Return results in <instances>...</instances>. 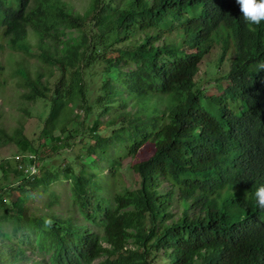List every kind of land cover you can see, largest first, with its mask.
Here are the masks:
<instances>
[{"label": "trees", "instance_id": "obj_1", "mask_svg": "<svg viewBox=\"0 0 264 264\" xmlns=\"http://www.w3.org/2000/svg\"><path fill=\"white\" fill-rule=\"evenodd\" d=\"M216 43L228 71L206 94L195 76ZM5 47L21 99L47 111L36 143L0 123L22 155L0 162V222H18L0 226V264H264V21L236 0H0ZM145 144L137 186L110 195L104 165L118 177Z\"/></svg>", "mask_w": 264, "mask_h": 264}, {"label": "rangeland", "instance_id": "obj_2", "mask_svg": "<svg viewBox=\"0 0 264 264\" xmlns=\"http://www.w3.org/2000/svg\"><path fill=\"white\" fill-rule=\"evenodd\" d=\"M66 2H71L75 10L82 12L86 7L88 0H64ZM35 39L31 38V44H34ZM221 53V46L216 43L214 47L206 54L202 60L199 62V70L195 76V82L200 88L205 89L206 94L217 93L224 81L221 76L228 71V64L223 62L219 63V55ZM19 59V55L14 51L6 48L0 50V64L2 65L0 69V104L2 106V113L0 115V123L7 129L11 131L18 125H24V133L35 143L40 133L43 117L47 111V107L44 106V102L37 100L35 102L23 101L20 97V93L23 87L19 85L20 78L18 75L14 74L15 61ZM23 65L27 67L28 72L31 75L35 74L36 68L40 67V62L33 58H28ZM56 75L50 78V82L53 84ZM25 109V111L22 110ZM153 150V146L150 144H145L142 146L135 155H127L123 157L121 161V167L118 168L119 176H111L108 172L109 169L106 165L103 167V175H108L111 178V182L108 181V188L110 195L115 190H121L122 188H135L137 186L138 177L135 172L131 169V165L134 162L148 158ZM16 154H20V151L15 143H10L5 146H0V162L3 160L13 158ZM73 155H68L67 158L71 160ZM64 162L62 158H55L53 162L60 164L61 167ZM55 165V164H54ZM79 168V161H77V171ZM2 171L0 169V177ZM11 179V178H10ZM105 180V177H104ZM167 187V183H164L161 187V191H164ZM51 188L56 190L58 194H62L64 197L69 193V186L65 179L60 182H55L51 184ZM47 201L45 196H34L30 199V202L39 208H43V203ZM62 203H65V199H62ZM55 209L59 206L54 205ZM180 209V205H179ZM11 222H0V226L5 229V226L17 224V220L12 218ZM105 245V243H103Z\"/></svg>", "mask_w": 264, "mask_h": 264}, {"label": "clouds", "instance_id": "obj_3", "mask_svg": "<svg viewBox=\"0 0 264 264\" xmlns=\"http://www.w3.org/2000/svg\"><path fill=\"white\" fill-rule=\"evenodd\" d=\"M236 3L244 22L259 25L261 21H264V0H236ZM259 67L264 69V65ZM254 197L257 207L264 209V184L256 187Z\"/></svg>", "mask_w": 264, "mask_h": 264}, {"label": "built area", "instance_id": "obj_4", "mask_svg": "<svg viewBox=\"0 0 264 264\" xmlns=\"http://www.w3.org/2000/svg\"><path fill=\"white\" fill-rule=\"evenodd\" d=\"M21 156H22L21 154H16L14 156V158L19 159ZM25 156L27 157V161L25 163H19L18 167L29 175L36 174L37 173V166L35 163L32 162V161H35L34 155L28 153V154H25Z\"/></svg>", "mask_w": 264, "mask_h": 264}]
</instances>
